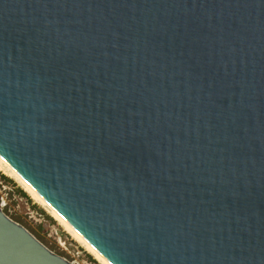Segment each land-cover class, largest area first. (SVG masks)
<instances>
[{
  "label": "water",
  "instance_id": "obj_1",
  "mask_svg": "<svg viewBox=\"0 0 264 264\" xmlns=\"http://www.w3.org/2000/svg\"><path fill=\"white\" fill-rule=\"evenodd\" d=\"M0 157L110 264H264V0H0Z\"/></svg>",
  "mask_w": 264,
  "mask_h": 264
},
{
  "label": "rangeland",
  "instance_id": "obj_2",
  "mask_svg": "<svg viewBox=\"0 0 264 264\" xmlns=\"http://www.w3.org/2000/svg\"><path fill=\"white\" fill-rule=\"evenodd\" d=\"M0 173L6 176L1 171ZM12 181L13 183L0 177V209L8 218L22 225L48 250L68 262L72 264H99L92 255L95 262L90 261L86 256L89 253L74 241L57 221L35 203L29 195V200L21 196L16 189L21 187L13 179ZM40 210L44 213H41Z\"/></svg>",
  "mask_w": 264,
  "mask_h": 264
},
{
  "label": "bare ground",
  "instance_id": "obj_3",
  "mask_svg": "<svg viewBox=\"0 0 264 264\" xmlns=\"http://www.w3.org/2000/svg\"><path fill=\"white\" fill-rule=\"evenodd\" d=\"M0 171L7 177L13 179L30 197L40 205L63 230L71 236L86 252L92 255L99 264H110L101 254H99L80 234H78L55 210H53L45 200H43L18 174L0 157Z\"/></svg>",
  "mask_w": 264,
  "mask_h": 264
},
{
  "label": "trees",
  "instance_id": "obj_4",
  "mask_svg": "<svg viewBox=\"0 0 264 264\" xmlns=\"http://www.w3.org/2000/svg\"><path fill=\"white\" fill-rule=\"evenodd\" d=\"M0 177H1L2 179H4V180H7L8 182L13 183L12 179L8 178L7 176H4V175L1 174V173H0ZM16 189H17V192H18L21 196H24V197H26V198L28 199L29 196H28V194H27L24 190H22V189L19 188V187H17ZM28 200H29V199H28ZM40 212H41V213H44L42 210H40ZM46 217H49V216H46ZM49 219H51V218L49 217ZM51 220H52V219H51ZM86 256H87L88 259H90V261L95 262L94 259L92 258V256H91L90 254H86Z\"/></svg>",
  "mask_w": 264,
  "mask_h": 264
}]
</instances>
